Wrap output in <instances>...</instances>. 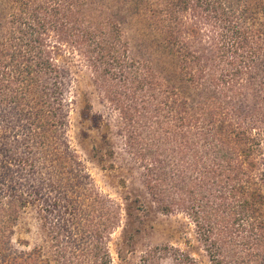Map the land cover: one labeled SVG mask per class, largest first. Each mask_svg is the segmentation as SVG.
<instances>
[{
	"label": "trees",
	"instance_id": "trees-1",
	"mask_svg": "<svg viewBox=\"0 0 264 264\" xmlns=\"http://www.w3.org/2000/svg\"><path fill=\"white\" fill-rule=\"evenodd\" d=\"M241 1L10 0L0 37V131L7 114L15 121L10 135L0 137V264H114L108 237L115 213L86 184L85 164L61 134L73 102L71 54L77 53L123 123L150 124L148 141L137 139L138 156L149 168L159 165L146 181L159 209L181 208L165 200L171 183L179 200L192 203L184 209L212 264H227L216 236L223 230L236 247L229 264H264V44ZM119 3L135 5L163 36L179 59L180 85L130 55L115 12ZM198 24H209L214 35L202 50L189 41L201 32ZM164 154L170 158L161 159ZM188 194L194 198L185 199ZM29 206L51 232L46 261L40 249H11L14 227Z\"/></svg>",
	"mask_w": 264,
	"mask_h": 264
},
{
	"label": "rangeland",
	"instance_id": "rangeland-1",
	"mask_svg": "<svg viewBox=\"0 0 264 264\" xmlns=\"http://www.w3.org/2000/svg\"><path fill=\"white\" fill-rule=\"evenodd\" d=\"M120 5L122 10L115 12L119 14L123 38L130 55L151 62L158 76L167 79L169 84L180 85L179 59L165 47L163 36L155 31L147 16L138 11L135 5L119 3L118 6ZM240 5L250 17L255 18L264 44V0H242ZM10 10V0H0V37L8 25ZM194 27L197 32H201L191 33L189 41L193 49L202 50L214 36L210 31L211 26L198 24ZM71 55L74 62L73 87L70 88V84L67 86L71 91L67 94L73 97V102L68 108V122L61 134L67 137L71 147L85 164L88 174L86 184L91 183L101 192L115 213V227L108 237L113 263L212 264L207 245L201 239L195 221L184 209L192 203L179 200L176 190L169 183L167 187L170 195L165 200H175L181 208L165 213L159 209L153 194L149 193L146 185L148 174L156 177L159 165L154 163L149 168L147 161L139 160L141 151L137 139L141 137L148 141L150 124L123 123L120 110L103 93L83 56L79 53ZM1 114L7 113L2 111ZM6 118L0 131L1 138L10 135V122L15 121L9 114ZM165 156L170 158L164 154L161 159ZM176 166L173 165L174 168ZM202 186L197 181L195 189L201 193ZM199 193L197 197L200 196ZM212 194V190L207 193L208 199L212 198ZM73 195L78 197L76 192ZM192 198L194 197L190 194L185 196V199ZM50 222H53L52 218ZM218 232L216 236L219 240L223 239L221 249L227 253L224 261L229 264L236 253V247L232 243L234 236L229 238L228 230ZM11 247L15 253L40 249L43 261L50 256L53 248L51 232L42 223L35 206L27 207L20 214L11 235Z\"/></svg>",
	"mask_w": 264,
	"mask_h": 264
}]
</instances>
